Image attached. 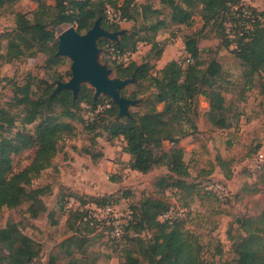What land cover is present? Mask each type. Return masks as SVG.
Segmentation results:
<instances>
[{"label": "rangeland", "instance_id": "374dc122", "mask_svg": "<svg viewBox=\"0 0 264 264\" xmlns=\"http://www.w3.org/2000/svg\"><path fill=\"white\" fill-rule=\"evenodd\" d=\"M122 1L117 0L116 3L122 4ZM131 1L126 10L129 20L119 24V29H124L123 33L136 32L135 39L139 36L151 37L150 22L158 18H164L167 22L166 27L155 32V39L164 44L160 58L155 59L154 54H150L149 43L140 41L132 60L137 63L150 62L154 65L152 73H156L164 60L182 59V39L188 34L198 33L201 60L206 63L214 58L221 65L216 88L225 97L230 126H213L207 118L208 103L205 97L196 96L188 115L178 122L182 132L178 145L183 148V160L189 173L183 177L184 184L181 187L159 188L156 186L158 180L170 174L167 167L158 165L148 173L130 169L127 166L128 155L122 151L121 139L110 138L103 125H87L80 118L89 119L90 113L84 102L80 109H74L75 118H61L72 126V130L64 132L59 140L60 149L52 166L26 184L27 188L47 187L42 196L45 210L31 215L28 211L30 202L13 208L2 207L0 227L8 222L16 223L21 233L14 235L15 239H33L39 247L36 262L46 264L50 258H54L55 264H123V248L135 247L136 239L149 241L155 232L154 228L147 227L139 231L132 228L122 241L115 242L109 238L107 228L91 233L76 229L72 219L66 221L67 215L61 210L63 199L67 194L85 197L111 194L118 197L115 216L121 223L128 218L125 213L133 203L147 197H163L175 207V214L183 219L184 227L199 240L203 262L228 264L235 257L233 241L245 234L240 227V220L250 218L257 226L264 228V168H254L258 154L264 155V69L248 81L240 60L234 54L233 45L227 46L214 27L205 23L199 8L193 15V22L185 26L170 23L169 9L159 0ZM244 1L264 10V0ZM45 3V14L48 15L52 12L54 0H45ZM37 6L35 0H18L0 10V138H16L21 131L25 134L34 133L37 121L25 126L21 123L24 110L21 104L16 103V85L29 82L31 92L40 94L44 86L42 82H51L55 88L56 80L67 81L70 78L67 72H70L71 59L63 56L60 63L50 64L48 56L54 40L57 42L58 34L73 24L48 28L46 34L51 38L46 48L39 50L38 45L34 46L33 56L8 59L7 50L15 44L8 35H12L15 30L16 13L30 16ZM153 9L159 13H153ZM100 59L111 68L112 77L118 76L116 63L103 53ZM182 66L185 63L182 62ZM82 85L92 89L87 83ZM126 88L130 90L131 84ZM149 94L139 97L140 104L129 107L131 114L146 109V102L143 101ZM18 96H21L20 93ZM157 108L161 109L162 104H157ZM59 110L60 106H56V114ZM133 117L137 120L136 116ZM108 119L104 117L101 123L105 125ZM99 132L102 134L95 136ZM92 144L103 152V156L96 161L82 152V148ZM171 145V142L164 140L162 149L166 150ZM34 152L35 148L32 147L14 154V171L27 166ZM209 184L222 186L225 197L221 199L207 193L205 188ZM76 204L73 202V207ZM107 223L111 224L110 221ZM261 234L264 237V231ZM70 236H73V240L68 243L65 240ZM2 254L0 248V257ZM0 264H4V261L0 260Z\"/></svg>", "mask_w": 264, "mask_h": 264}, {"label": "trees", "instance_id": "16d2710c", "mask_svg": "<svg viewBox=\"0 0 264 264\" xmlns=\"http://www.w3.org/2000/svg\"><path fill=\"white\" fill-rule=\"evenodd\" d=\"M17 1L0 0V10ZM35 1L38 6L30 16L26 13H16L15 30L12 35H8L15 44L10 45L7 50L8 59L33 56L35 51L32 48L36 45L39 46V50H44L51 38L46 34V30L61 24H73L79 32H84L100 17L103 27L112 31L117 30L120 28L119 24L106 21V7L119 9L122 18L128 21L126 10L132 2L123 0L122 4H118L117 0H54L52 12L46 15L45 0ZM159 1L169 9L168 21L172 24L190 25L196 9L199 8L205 23L214 27L227 46L233 45L234 54L240 60L244 76L248 81H251V76L264 69V10L246 4L243 0ZM147 9L149 10L146 7ZM152 11L159 13L156 9ZM248 24L250 28L247 27ZM149 25V30L153 33L151 37L139 36L140 38L135 39L136 32L123 33L118 42L100 38L98 45L103 49L106 46H113L121 52H126L135 51L137 44L143 41L150 44V54L153 53L154 58L159 59L164 44L155 39V32L166 27L167 22L164 18H158ZM182 40L183 58L168 60L156 73H152L154 65L148 61L117 64L118 76L122 78L133 76L135 79L130 90L120 89L122 96L138 99L150 93L143 101L146 102V109L141 113H132L137 120L130 117L113 120L112 117L118 113V106L107 97L94 101L92 89L85 85L81 86L76 99L72 98L71 92L67 89L51 95L54 89L53 83L47 81L42 82L44 86L40 94L31 92L29 82L16 85V103L21 104L24 110L22 125L37 122L33 134H25L21 131L16 138L5 136L0 138V209L13 208L30 202L28 211L31 215H37L38 212L45 210L42 196L46 193L47 187L27 188L26 184L52 166L53 159L60 149L59 140L64 132L72 130V126L61 118H75L74 109H80V105L84 102L90 108V115L86 120L82 116L80 118L87 125H103L110 138L121 139L122 151L129 155L127 166L130 169L148 173L156 166L164 165L170 174L162 176L156 186L181 187L184 184L183 177L188 175L189 168L183 160V148L178 145V139L182 136L178 122L188 115L193 99L199 95L205 97L208 103L207 118L213 126L218 128L230 126L227 113L229 108L225 97L216 88L217 78L221 74L220 63L214 58L206 63L201 60L198 33L188 34ZM56 45L57 42L54 40L48 56L50 64L60 63L63 58L61 55H55ZM186 59H189L187 63H185ZM182 62L185 66H182ZM67 73L70 76V72ZM58 77L61 78V75ZM19 93L21 96H18ZM105 100L110 106L95 112L97 104ZM157 104H162V108L158 109ZM56 106H60L57 114ZM104 117H109L105 125L102 124ZM101 134L99 132L95 136ZM164 140L172 144L166 150L162 149ZM32 147L35 148V152L30 163L21 170L14 171L13 155L24 148ZM82 152L94 161L103 156V152L98 150L95 144L82 148ZM261 168H264V163ZM117 198L111 194L86 197L67 194L62 201L61 210L67 215L66 221L72 219L76 229L93 233L107 228L110 233L109 238L115 242L122 241L127 231L132 228L137 231L147 227L154 228L155 232L149 241L136 239L135 247L123 248V264H205L201 258L199 240L184 227L180 216L176 215L171 220L157 219L161 213L173 206L163 197H147L133 203L128 208L129 218L119 236L111 234L112 224L94 218L90 210L85 207L90 203H94L97 207L115 205ZM70 199L77 203L75 207L69 205ZM254 223L250 218L240 220V227L245 234L233 241L235 257L228 264H264V237L261 234L264 228ZM20 233L17 224L13 222L0 227V248L3 252L0 260L4 261V264H43L36 262L39 247L33 239L14 238V235ZM71 240L73 236L65 241L69 243ZM46 264H55L54 258H50ZM70 264H79V262Z\"/></svg>", "mask_w": 264, "mask_h": 264}, {"label": "water", "instance_id": "95a60500", "mask_svg": "<svg viewBox=\"0 0 264 264\" xmlns=\"http://www.w3.org/2000/svg\"><path fill=\"white\" fill-rule=\"evenodd\" d=\"M123 32L124 29L113 31L106 29L102 26L100 17L84 32H79L74 26L62 30L57 36L55 55L68 56L71 59L70 78L67 81L56 80V86L51 95L67 89L71 92L72 98L76 99L81 85L87 83L93 89L92 99L94 101L107 97L118 106V113L114 120L123 117L134 119L129 107L140 104L141 98L132 99L122 96L120 89L126 88L135 79L133 76L112 77L111 68L100 59L103 49L97 44L100 38L118 42L119 35Z\"/></svg>", "mask_w": 264, "mask_h": 264}, {"label": "built area", "instance_id": "2783aa9c", "mask_svg": "<svg viewBox=\"0 0 264 264\" xmlns=\"http://www.w3.org/2000/svg\"><path fill=\"white\" fill-rule=\"evenodd\" d=\"M244 1V0H243ZM245 2V1H244ZM246 3V2H245ZM248 4V3H246ZM250 5V4H249ZM253 6V5H251ZM255 7V6H253ZM256 8V7H255ZM258 9V8H257ZM106 14V21L110 23L120 24L121 22L125 21V18H122L121 11L119 9L113 8L111 6H107L105 10ZM260 18V17H259ZM248 28H250V24L247 25ZM103 49V48H102ZM105 53L106 57L109 58L111 61H114L116 64L120 65H126L129 62L133 61L132 58L135 55V51H126L121 52L118 49H115L113 46H106L105 49H103V52ZM189 59H186L185 63H187ZM86 105V104H85ZM110 106V103L105 100L103 103L97 104L95 108V112L102 110L103 108H107ZM89 111V106L86 105ZM90 113V111H89ZM264 163V155L258 154L257 159L254 164V168H259ZM206 190L215 195L217 198L223 199L225 197V192L223 190V187L218 184H209L206 186ZM73 199H70L69 205L73 206ZM86 208H88L91 212V215L98 219V220H104L106 223L111 222L113 225V230L111 234L113 236H119V234L123 231L124 225L127 223V219L125 218L124 221L121 223L118 222V218L115 216L117 205H105L104 207H97L94 203L86 204ZM125 215L129 218V211L127 210ZM176 216L175 214V207H170L167 211L161 213L157 219L160 221L163 220H171ZM125 217V216H124Z\"/></svg>", "mask_w": 264, "mask_h": 264}, {"label": "crops", "instance_id": "0c3cea01", "mask_svg": "<svg viewBox=\"0 0 264 264\" xmlns=\"http://www.w3.org/2000/svg\"><path fill=\"white\" fill-rule=\"evenodd\" d=\"M168 60H164L163 62H162V65H161V67H163V65L167 62ZM128 155V154H127ZM128 160H129V155H128ZM127 160V161H128Z\"/></svg>", "mask_w": 264, "mask_h": 264}]
</instances>
